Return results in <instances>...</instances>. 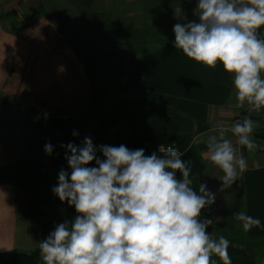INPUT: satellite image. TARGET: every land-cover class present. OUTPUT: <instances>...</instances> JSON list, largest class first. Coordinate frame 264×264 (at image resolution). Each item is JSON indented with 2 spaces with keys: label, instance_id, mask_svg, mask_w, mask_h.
Listing matches in <instances>:
<instances>
[{
  "label": "crops",
  "instance_id": "0c3cea01",
  "mask_svg": "<svg viewBox=\"0 0 264 264\" xmlns=\"http://www.w3.org/2000/svg\"><path fill=\"white\" fill-rule=\"evenodd\" d=\"M101 1L111 2L61 0L60 4L76 6L77 12L86 15V9ZM52 4L58 5V0ZM180 4L193 9L196 0H181ZM40 5L41 0H0V253L36 252L40 240L47 237L44 220L29 213L33 204L29 192H19L6 176L7 170L28 155L29 114L45 121L47 112L46 121L54 124L82 118L95 95L83 57L71 41L74 25L68 29L60 24L77 16H71L70 10L58 14L55 5L48 11ZM118 87L122 94L114 102L111 95L105 96L107 107L99 112L102 118L85 136H91L96 145L145 148L147 155L167 146L184 153L181 158L190 168V179H200L217 194L214 215L221 212V216L208 231L214 238L224 236L230 242V264H264V166L257 165L264 159L245 155L230 131L238 114L232 74L219 63L211 68L187 57L171 41L139 53L125 73V84ZM218 125L229 129L224 139L232 141L237 155H243L248 165L224 191L219 190L222 182L218 179L224 173L206 158L209 137L219 139ZM98 155L102 157V153ZM63 168L71 171L66 160ZM50 195L61 214L67 218L75 215L74 207L62 204L52 191ZM241 209L259 217L261 223L245 232L234 216ZM212 260L224 264L217 255Z\"/></svg>",
  "mask_w": 264,
  "mask_h": 264
},
{
  "label": "clouds",
  "instance_id": "9594fccd",
  "mask_svg": "<svg viewBox=\"0 0 264 264\" xmlns=\"http://www.w3.org/2000/svg\"><path fill=\"white\" fill-rule=\"evenodd\" d=\"M181 10L175 9L173 17L178 21L172 27L173 47L208 67L219 63L232 74L238 107L264 109V0H196L197 19L187 23L180 22ZM49 115L44 113L45 121ZM255 126L246 117L230 129L236 143L249 151L255 148ZM215 131L219 139L209 137L206 158L224 173L218 177L224 191L248 165L224 139L229 129L218 125ZM60 147L71 171H59L52 192L74 207L75 215L40 240V264H215L213 255L230 264V242L213 237L208 231L212 219L204 215L215 194L204 183L198 190L192 186L184 153L161 147L147 155L145 148L96 145L91 136ZM44 151L52 155L54 145L46 143ZM234 216L245 232L261 223L243 209Z\"/></svg>",
  "mask_w": 264,
  "mask_h": 264
},
{
  "label": "rangeland",
  "instance_id": "374dc122",
  "mask_svg": "<svg viewBox=\"0 0 264 264\" xmlns=\"http://www.w3.org/2000/svg\"><path fill=\"white\" fill-rule=\"evenodd\" d=\"M55 1L56 0H41L40 7L48 11L53 8L55 4L52 3ZM131 1L132 0H130V2ZM180 1L181 0H139L136 3H130L123 2L122 0H111V2L108 1V4L101 1V4L97 3L90 7L88 6L90 9H86L84 13L86 15H82L77 12L78 9H75L76 6L66 3L60 4L61 0H58L59 4L54 6L56 13L59 14L65 10H70L72 11L70 14L71 16H77V19L73 21H61L60 24L68 29H71V24L74 25L75 31L71 33L74 37L71 38V41L79 47V52L86 61V66L89 68L93 85L95 86L96 97L92 94V102L88 109H92L93 101L95 103L94 108L105 109V107H107L103 99L105 95H111L110 99L114 102L118 95L122 94L121 92H123V90L119 89L118 85L122 86L125 84V73H127L132 60L139 55V53L160 48L166 45V42L174 40L175 37L172 27L178 22L173 18L175 9H182L179 16L181 23H187L188 21L197 19V17L193 15V9L185 4H180ZM83 8L85 7L83 6ZM81 15L87 17L88 20L86 18L81 19ZM79 35L81 37H79ZM76 36L78 37L76 38ZM80 41L82 42L80 43ZM90 50L91 52L97 53L100 51L103 56L102 61H104L105 64H100L98 61L89 59L88 53ZM98 116L97 114V117ZM48 129L49 128L45 125L34 124L29 134V139L32 141L33 149L36 147L35 151H39L49 142L48 134L51 133V131ZM246 154L253 156L254 159H264V153L246 149L245 155ZM39 159L40 157H36L33 153L31 159L7 170L6 176L27 186V178L31 176L29 172L34 170V165L36 166L38 164L36 162H39ZM257 165L259 168L263 167L264 161H259ZM53 168L51 176L48 177V188H51V191L52 187L58 183V172ZM58 169L61 170L62 168ZM200 183L206 184L200 179H196L193 180L192 186L198 190ZM31 187L34 189L33 186ZM207 188L215 194L216 201L217 194L210 186L207 185ZM30 189L29 187L23 190L19 189V192H29L28 196H32L31 202L33 203L35 196L33 197L32 192L34 193V191ZM46 197H48V194H46ZM47 202L50 204L49 200H47ZM24 203H26V201ZM214 206L217 207L218 205H215L214 202V204L204 212V215L212 219V221L221 216V212L219 216H216V214L214 215ZM49 207L52 208L51 206ZM56 208L57 207H55L53 211H50L48 208V212H50L51 215L53 214L54 221L57 222L44 221L47 236L54 230L58 222L61 223L65 221L63 218L58 219L60 216L57 212L60 211ZM218 209L219 208H216V210ZM211 216H215V218Z\"/></svg>",
  "mask_w": 264,
  "mask_h": 264
},
{
  "label": "trees",
  "instance_id": "16d2710c",
  "mask_svg": "<svg viewBox=\"0 0 264 264\" xmlns=\"http://www.w3.org/2000/svg\"><path fill=\"white\" fill-rule=\"evenodd\" d=\"M77 37L78 36H76V38ZM79 37L81 36L79 35ZM81 42L82 41H80V43ZM77 49L79 50L78 46H77ZM88 55H89V59L93 61H98L100 62V64H105V62L102 61L103 56L100 51L97 53V52H91L90 50ZM83 60L86 64V61L84 58ZM87 70H88L87 72L89 73L91 77L89 68H87ZM92 85H93V81H92ZM93 88L95 89L94 85H93ZM94 93L96 97V90ZM94 105L95 103L93 101L92 109L88 110L85 116L82 118L74 119L71 121H61V122L55 121L56 122L55 124L51 123L50 121H41V120L37 121L34 118L32 113L29 114L30 132L32 131L34 127V124H41V125H45L46 127H48L49 128L48 130L51 131V133L48 134L49 136L48 138H49V142H51L54 145V152L52 155L46 154L44 151V146L39 151H35L36 147L33 149L32 141H30L29 139V152H28L27 157L22 163L31 159V155H33V153L35 154L36 157H40V159H39V162H36L38 164L36 166L34 165V168H33L34 170H31L29 172L31 175L30 176L31 178L30 177L27 178L29 181V182L27 181L28 183L27 186L17 180H13L9 176L7 177H9L15 183L18 190L27 189V187H29V189L30 188L32 189V190L30 189L31 191H34V193L32 192V194H33V197L35 196V198L33 199V204L31 205L32 207L30 208L29 213L40 215L44 221L48 220L53 223L57 222V221L56 222L54 221L53 214L51 215L50 212H48V208L50 209V211H53L55 207H57L56 208L57 210L59 209L58 205H56L52 201V198L50 195L51 188H48V179H49L48 177L51 176V171L54 165L55 167L53 169L55 170H57L58 168H63L65 166V158H64L65 149L61 148L60 145L62 143L67 144L68 142H75L77 144L81 139H83V137L87 133L95 129V127L98 125L102 117H100L101 114L99 115V112L101 111V109L97 107L94 108ZM97 114L99 115L98 117H97ZM74 130H77L80 133L78 137H74L72 135V132ZM22 163L18 165H21ZM31 186H33L34 189ZM46 194H48V197H46ZM47 200H49L50 204H48ZM49 206H51L52 208H50ZM57 213L60 216L58 219H61V218L65 220L71 219V218L65 217L63 214H61V212H57ZM0 264H40V250L33 252V253H27V252H22V251L1 252L0 253Z\"/></svg>",
  "mask_w": 264,
  "mask_h": 264
},
{
  "label": "built area",
  "instance_id": "2783aa9c",
  "mask_svg": "<svg viewBox=\"0 0 264 264\" xmlns=\"http://www.w3.org/2000/svg\"><path fill=\"white\" fill-rule=\"evenodd\" d=\"M237 110V119L236 122H243L244 118H250L255 122L254 130L251 134V138L255 143V148L252 151L258 152V153H264V109L260 110L259 112L256 111H250L245 105L244 107H238ZM167 146L163 147L164 149H167ZM174 148V147H173ZM241 149L246 150V147H242Z\"/></svg>",
  "mask_w": 264,
  "mask_h": 264
},
{
  "label": "water",
  "instance_id": "95a60500",
  "mask_svg": "<svg viewBox=\"0 0 264 264\" xmlns=\"http://www.w3.org/2000/svg\"><path fill=\"white\" fill-rule=\"evenodd\" d=\"M261 32H264V29L260 30Z\"/></svg>",
  "mask_w": 264,
  "mask_h": 264
}]
</instances>
